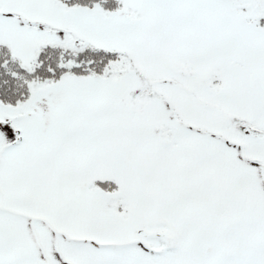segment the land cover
Returning <instances> with one entry per match:
<instances>
[{
	"label": "snow or ice",
	"instance_id": "6c2138e0",
	"mask_svg": "<svg viewBox=\"0 0 264 264\" xmlns=\"http://www.w3.org/2000/svg\"><path fill=\"white\" fill-rule=\"evenodd\" d=\"M0 264H264V0H0Z\"/></svg>",
	"mask_w": 264,
	"mask_h": 264
}]
</instances>
